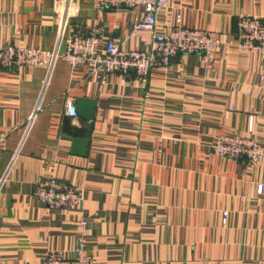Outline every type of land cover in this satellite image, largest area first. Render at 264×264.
<instances>
[{"label":"crops","instance_id":"crops-1","mask_svg":"<svg viewBox=\"0 0 264 264\" xmlns=\"http://www.w3.org/2000/svg\"><path fill=\"white\" fill-rule=\"evenodd\" d=\"M238 14L264 22V0H167L157 32L179 19L222 42L207 61L178 54L144 77L61 57L0 64V264H42L57 250L74 257L80 238L93 264H264V156L249 165L212 151L222 135L264 145V51L230 41ZM142 16L96 0H0V48L63 52L79 24L100 27L98 46L145 50L149 32H132ZM78 97L96 103L81 155L67 136L87 138L89 121L64 114ZM50 177L78 188L81 203H41L33 186Z\"/></svg>","mask_w":264,"mask_h":264},{"label":"built area","instance_id":"built-area-1","mask_svg":"<svg viewBox=\"0 0 264 264\" xmlns=\"http://www.w3.org/2000/svg\"><path fill=\"white\" fill-rule=\"evenodd\" d=\"M102 7L130 8L141 7L143 16L132 26V32L147 30L150 35L149 47L143 49H124L113 39H108L104 46H98L101 29L95 25L75 24L68 37L66 50L50 51L26 45L8 44L0 48V64L3 67L18 68L23 65L49 66L61 57L69 64L88 63L93 70L102 75L134 73L138 77L146 76L153 68H168L178 54H197L207 61L222 42L220 33L189 28L176 24L166 33L156 31L157 13L167 0H96ZM62 1L54 7L60 13ZM241 49L264 51V22L255 15L238 14L235 18V31L230 38ZM264 93V82L260 85ZM64 114L77 121L75 100L68 98L64 103ZM212 151L218 156L234 160L244 159L247 164L255 165L264 156V145L254 139L237 135H222L212 145ZM257 191L262 193L263 184H257ZM32 194L50 209L68 208L81 203V191L69 183L56 178H44L35 183ZM227 212L222 213V222L226 221ZM84 223V222H83ZM84 241L79 239V249L74 257H67L62 251H47L42 264H92V258L84 250Z\"/></svg>","mask_w":264,"mask_h":264},{"label":"water","instance_id":"water-1","mask_svg":"<svg viewBox=\"0 0 264 264\" xmlns=\"http://www.w3.org/2000/svg\"><path fill=\"white\" fill-rule=\"evenodd\" d=\"M75 111L78 116L83 117L89 121L87 129V138L79 136H67V139L71 141L70 152L75 154H84L88 145V138L90 137L91 128L93 125L95 101L91 98L78 97L76 99Z\"/></svg>","mask_w":264,"mask_h":264},{"label":"rangeland","instance_id":"rangeland-1","mask_svg":"<svg viewBox=\"0 0 264 264\" xmlns=\"http://www.w3.org/2000/svg\"><path fill=\"white\" fill-rule=\"evenodd\" d=\"M78 249H79V247L76 249V252H77ZM91 263L93 264V261H91Z\"/></svg>","mask_w":264,"mask_h":264}]
</instances>
